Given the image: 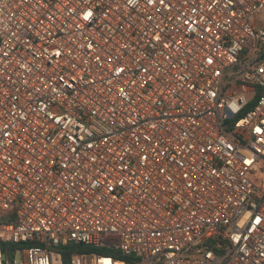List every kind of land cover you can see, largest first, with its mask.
<instances>
[{
	"label": "built area",
	"instance_id": "built-area-1",
	"mask_svg": "<svg viewBox=\"0 0 264 264\" xmlns=\"http://www.w3.org/2000/svg\"><path fill=\"white\" fill-rule=\"evenodd\" d=\"M9 212L0 264H264V0H0Z\"/></svg>",
	"mask_w": 264,
	"mask_h": 264
},
{
	"label": "trees",
	"instance_id": "trees-1",
	"mask_svg": "<svg viewBox=\"0 0 264 264\" xmlns=\"http://www.w3.org/2000/svg\"><path fill=\"white\" fill-rule=\"evenodd\" d=\"M13 214H14L13 212H9L6 214L1 213L0 214V223L9 222L11 220V217L13 216ZM11 245L10 244H3V247L7 248L8 246H11ZM55 250L61 253V255L63 257L64 264H70V257L74 253L82 254V253L96 252V253L101 254V255H114V257H116V254L110 252L109 250L97 249V248L90 246V245H83V244L74 243V242H70L69 244H67L65 246H57V247H55Z\"/></svg>",
	"mask_w": 264,
	"mask_h": 264
},
{
	"label": "rangeland",
	"instance_id": "rangeland-1",
	"mask_svg": "<svg viewBox=\"0 0 264 264\" xmlns=\"http://www.w3.org/2000/svg\"><path fill=\"white\" fill-rule=\"evenodd\" d=\"M116 257H117V258H121V256H120V254H119V253H117V254H116Z\"/></svg>",
	"mask_w": 264,
	"mask_h": 264
}]
</instances>
